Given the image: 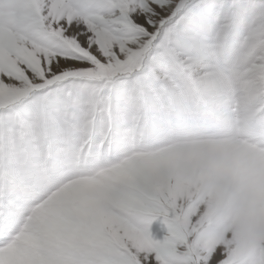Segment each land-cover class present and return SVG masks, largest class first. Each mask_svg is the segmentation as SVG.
I'll use <instances>...</instances> for the list:
<instances>
[{
	"label": "snow or ice",
	"instance_id": "1",
	"mask_svg": "<svg viewBox=\"0 0 264 264\" xmlns=\"http://www.w3.org/2000/svg\"><path fill=\"white\" fill-rule=\"evenodd\" d=\"M3 264H264V0H0Z\"/></svg>",
	"mask_w": 264,
	"mask_h": 264
},
{
	"label": "rangeland",
	"instance_id": "2",
	"mask_svg": "<svg viewBox=\"0 0 264 264\" xmlns=\"http://www.w3.org/2000/svg\"><path fill=\"white\" fill-rule=\"evenodd\" d=\"M0 264H3V261L2 260H0ZM21 264H22V262H21Z\"/></svg>",
	"mask_w": 264,
	"mask_h": 264
}]
</instances>
